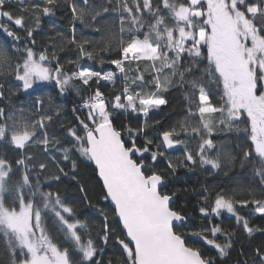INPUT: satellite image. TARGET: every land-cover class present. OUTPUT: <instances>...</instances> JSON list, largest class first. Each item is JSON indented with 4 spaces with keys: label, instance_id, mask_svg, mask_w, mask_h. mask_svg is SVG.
<instances>
[{
    "label": "snow or ice",
    "instance_id": "obj_1",
    "mask_svg": "<svg viewBox=\"0 0 264 264\" xmlns=\"http://www.w3.org/2000/svg\"><path fill=\"white\" fill-rule=\"evenodd\" d=\"M0 37V264H264V0H0ZM174 94L180 118L153 120ZM181 169L250 175L192 215Z\"/></svg>",
    "mask_w": 264,
    "mask_h": 264
},
{
    "label": "trees",
    "instance_id": "obj_2",
    "mask_svg": "<svg viewBox=\"0 0 264 264\" xmlns=\"http://www.w3.org/2000/svg\"><path fill=\"white\" fill-rule=\"evenodd\" d=\"M59 20L58 22L67 27L68 24V14L61 15L58 13ZM91 36H96L95 33H92ZM0 39H3L0 37ZM41 41L38 39L37 43L39 44ZM62 55H66L65 53H62ZM70 55V54H68ZM91 64L92 62H87ZM67 68H72L74 65H66ZM108 66L105 65V68ZM118 86V85H117ZM111 88V86H109ZM62 102L65 105V108L68 110V115L71 117V108L73 104H79L80 98L74 93L70 92L66 97L61 98ZM170 107L163 110L162 113H158L155 116L152 117V119H161L162 123L167 126L168 124L175 122L180 118V112H181V104L182 101L178 94L170 95ZM190 147L194 148L195 143L193 142L190 144ZM231 147V145H229ZM181 151V150H175L173 151ZM172 153V154H173ZM181 179H175L170 177V184L172 185L173 189H181L178 192L177 200L175 207L178 209L184 210L188 214L192 215H198L195 211V205L199 202L197 199V194L200 193L203 188L202 185L208 184L210 188H219L223 186L226 190L230 188L237 187L233 177H246L250 175V173L244 172L242 173L239 169H236L235 171H230L228 175L220 174L218 177H207L204 175L203 172L197 171L195 173H186L184 169L180 170L179 173ZM92 176L91 170H85L82 172L81 175V181L84 183V186L87 188V196L92 201L93 204H95L99 199V187L96 185L95 179H89V177ZM213 181L215 183H213ZM246 180H243L242 183H246ZM53 190H59L62 198H65L69 203H74L77 206V212L80 215V218L90 220L93 224V226L98 230L100 227V220L96 217V214L92 209H90L87 206V201L83 200L82 197L84 196V193H81L79 191V188L76 186L74 182L66 181L63 184L56 185L55 182L52 184ZM186 189V190H185ZM193 189H195V192H193ZM238 198H243L242 195H239ZM198 221H194L193 223H197ZM254 223H260L259 220L253 221ZM223 226L224 227H233L234 223L230 217L225 215L223 219ZM95 234V233H93ZM240 236H243V233H239ZM254 244H259L264 240V236H262L260 233H257L255 237L252 238ZM241 245H244L246 248L249 245V241L246 239H241L236 244V250L232 253L231 260L234 261L237 258V253L241 247ZM109 252H111V249H109ZM209 254H214V250L210 251ZM231 264V262H230Z\"/></svg>",
    "mask_w": 264,
    "mask_h": 264
},
{
    "label": "rangeland",
    "instance_id": "obj_3",
    "mask_svg": "<svg viewBox=\"0 0 264 264\" xmlns=\"http://www.w3.org/2000/svg\"><path fill=\"white\" fill-rule=\"evenodd\" d=\"M176 122V121H175ZM175 122H172V123H175ZM172 123H170V124H172ZM181 151H176V152H174L173 153V157L175 158V157H179V156H181Z\"/></svg>",
    "mask_w": 264,
    "mask_h": 264
}]
</instances>
